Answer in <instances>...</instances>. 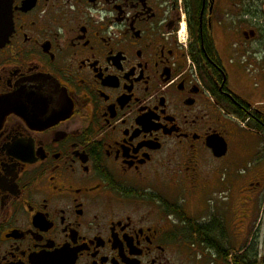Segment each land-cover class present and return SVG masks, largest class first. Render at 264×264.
<instances>
[{"label": "flooded vegetation", "instance_id": "flooded-vegetation-1", "mask_svg": "<svg viewBox=\"0 0 264 264\" xmlns=\"http://www.w3.org/2000/svg\"><path fill=\"white\" fill-rule=\"evenodd\" d=\"M12 18L0 264H264L218 166L243 131L264 141L242 95L264 99V0H12Z\"/></svg>", "mask_w": 264, "mask_h": 264}, {"label": "rangeland", "instance_id": "rangeland-1", "mask_svg": "<svg viewBox=\"0 0 264 264\" xmlns=\"http://www.w3.org/2000/svg\"><path fill=\"white\" fill-rule=\"evenodd\" d=\"M232 89L234 91L240 90L234 83ZM236 93L240 95L239 92ZM242 95L246 97H243L244 100L248 99L252 104H255L256 101L257 103L259 101L264 102V99L260 97ZM261 105H264V103ZM240 134H242V137L235 143L236 148L231 158L228 157L225 160L219 161L218 166L221 168L220 177L224 183L222 184L223 188H227L232 183V180L239 181L241 190L236 194L238 200H240L238 206L240 208L239 217L242 223L239 220L238 223H240L241 230L246 229L241 224H246L247 227H251V235L253 234L249 239L247 233L243 238L242 234L241 236L239 235V244L237 247H239L240 252L245 251L249 253L254 251L259 256L264 254V182L253 176L246 180V176H249L251 171L259 166H261L264 173V141L253 139L252 144L248 145L245 143L247 142L245 140L247 139V131H243ZM259 182L263 185H257ZM245 188L247 190H243Z\"/></svg>", "mask_w": 264, "mask_h": 264}, {"label": "water", "instance_id": "water-1", "mask_svg": "<svg viewBox=\"0 0 264 264\" xmlns=\"http://www.w3.org/2000/svg\"><path fill=\"white\" fill-rule=\"evenodd\" d=\"M12 28V0H0V46H3L9 40ZM211 147L218 158H222L227 154V144L223 139H216Z\"/></svg>", "mask_w": 264, "mask_h": 264}, {"label": "crops", "instance_id": "crops-1", "mask_svg": "<svg viewBox=\"0 0 264 264\" xmlns=\"http://www.w3.org/2000/svg\"><path fill=\"white\" fill-rule=\"evenodd\" d=\"M262 103H264L263 101H259L258 103H257V101H256V104H262Z\"/></svg>", "mask_w": 264, "mask_h": 264}, {"label": "trees", "instance_id": "trees-1", "mask_svg": "<svg viewBox=\"0 0 264 264\" xmlns=\"http://www.w3.org/2000/svg\"><path fill=\"white\" fill-rule=\"evenodd\" d=\"M256 264H257V260H256Z\"/></svg>", "mask_w": 264, "mask_h": 264}]
</instances>
